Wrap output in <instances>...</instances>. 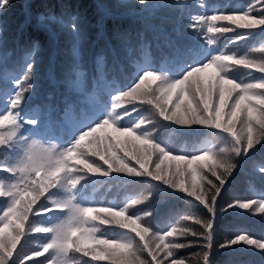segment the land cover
<instances>
[{
	"label": "snow or ice",
	"instance_id": "obj_1",
	"mask_svg": "<svg viewBox=\"0 0 264 264\" xmlns=\"http://www.w3.org/2000/svg\"><path fill=\"white\" fill-rule=\"evenodd\" d=\"M14 2L0 0V16ZM136 2L145 11L189 7L187 0ZM196 6L200 10L188 24L193 42L170 41L160 64L150 56L135 61L127 84L119 81V62L114 70L105 66L89 106H66L63 140L44 137L41 110L25 112L35 93L39 42L25 49L23 62L8 74L10 91L0 94V264H189L180 254L189 247L201 249L191 254L197 264H216L215 256L234 246L264 253V236L247 231L216 243L219 214L238 209L264 217V191L219 204L233 174L264 150V0L211 8L196 0ZM61 23L72 35L75 54L83 35L79 17L68 14ZM3 34L0 27V44ZM253 36L262 39L249 52L230 48ZM117 38L131 46L129 34ZM85 79L77 73L81 88ZM162 129L206 138L191 149L177 147L163 138ZM255 170L264 175V163ZM120 175L129 185L151 190L120 203L89 197L90 186L103 187ZM156 194L190 198L207 215L185 214L174 223L169 218L166 227L155 226L152 207L141 206Z\"/></svg>",
	"mask_w": 264,
	"mask_h": 264
},
{
	"label": "trees",
	"instance_id": "obj_2",
	"mask_svg": "<svg viewBox=\"0 0 264 264\" xmlns=\"http://www.w3.org/2000/svg\"><path fill=\"white\" fill-rule=\"evenodd\" d=\"M159 2L160 0H153V3ZM187 2V9L169 6L145 11L144 6L139 5L136 0H15L13 6L0 16V27L4 30L3 43L0 44V94L3 90L10 91L11 85L6 83L8 74L23 62L25 49L31 42L38 41L35 93L26 103L25 112L31 114V109L41 110L46 125L43 128L44 137L63 140L68 134V123L61 122L66 106L71 105L77 110L89 106V93L93 89L95 78L105 66L114 70L119 62L123 69L118 74L119 81L127 84L131 81L135 61L150 56L156 64H160L171 51L170 41L185 44L193 42L194 33L188 27L189 16L200 9L196 6V0ZM254 2L255 0H206L210 8L223 5L242 7ZM68 14L77 15L83 29L82 38L76 42L75 54L72 35L61 23L67 19ZM117 33L129 34L131 46L128 42L119 40ZM261 39L260 36H253L230 45V48L238 54H244L257 46ZM144 44L148 45L146 50H142ZM78 72L86 77L83 88L77 83ZM239 74L242 78L246 76L245 70H240ZM103 99H107L106 94ZM3 108L4 105L0 103V111ZM207 131L201 129L202 133ZM161 134L174 146L187 145L189 149L206 138L204 135L178 137L166 129H162ZM221 143V140H216L218 146ZM260 163H264V150L256 151L233 174L219 204H227L234 199H248L264 191V175L255 170ZM127 180V177L120 175L103 187L90 186L89 197L105 203H120L127 196L151 190L147 185H129ZM141 207H152V223L161 228L167 226L169 218L174 223L175 219L185 214L207 215L206 210L190 202V198L178 199L160 194H156L148 205ZM188 223L192 227H198ZM240 231H247L255 237L264 236V217L238 209L218 215L217 244ZM31 248L32 245H29L26 251ZM199 251V247H189L181 250L180 254L189 258V264H197V258L191 254ZM215 260L216 264H264V253L243 245L234 246L217 254Z\"/></svg>",
	"mask_w": 264,
	"mask_h": 264
}]
</instances>
